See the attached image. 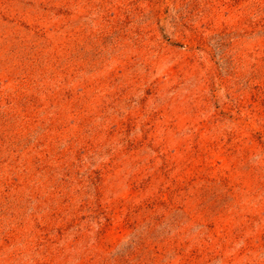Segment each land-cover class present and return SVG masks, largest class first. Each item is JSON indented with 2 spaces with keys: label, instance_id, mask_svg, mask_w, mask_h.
Segmentation results:
<instances>
[{
  "label": "rangeland",
  "instance_id": "rangeland-1",
  "mask_svg": "<svg viewBox=\"0 0 264 264\" xmlns=\"http://www.w3.org/2000/svg\"><path fill=\"white\" fill-rule=\"evenodd\" d=\"M0 264H264V0H0Z\"/></svg>",
  "mask_w": 264,
  "mask_h": 264
}]
</instances>
